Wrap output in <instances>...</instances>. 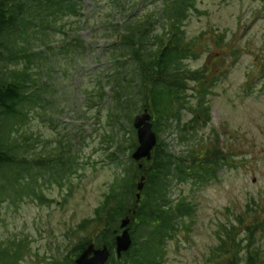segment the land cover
<instances>
[{
  "label": "trees",
  "instance_id": "trees-1",
  "mask_svg": "<svg viewBox=\"0 0 264 264\" xmlns=\"http://www.w3.org/2000/svg\"><path fill=\"white\" fill-rule=\"evenodd\" d=\"M82 1L0 0V214L4 204L54 203L43 194L46 184L67 187L65 203L77 187L72 179L80 172L78 148L70 140L68 146L61 143L52 154L43 155L47 152L38 151L39 137L27 128L33 115L43 118V87L48 85L34 69L50 65L48 61L58 54L85 49L80 36L71 35L79 27L69 22L82 15ZM101 1H108L98 25L105 31L110 70L105 84L99 82L87 92L86 105L93 119L110 100V129L103 139L114 175L94 216L75 230L77 243L52 264H76L92 243L108 246L112 253L108 264H163L168 242L190 231L185 219L197 214L195 194L218 180L224 168L236 167L232 154L222 147L220 133L214 131L209 142L198 135L212 121L208 96L217 82L209 66L193 71L187 62L210 48L203 36L187 39L186 24L192 13L200 11L198 0ZM55 33L64 35L59 46H52ZM53 72L46 74L52 78ZM146 109L158 143L152 159L141 161L140 168L132 157L139 146L133 125ZM171 126L177 141L189 146L187 153L169 152L161 134ZM143 176L145 187L138 203ZM185 185L190 186L188 192ZM246 208L218 226V244L206 264H264V207ZM127 217L133 243L118 258L116 236ZM29 244L24 236L0 240V264H23Z\"/></svg>",
  "mask_w": 264,
  "mask_h": 264
},
{
  "label": "rangeland",
  "instance_id": "rangeland-1",
  "mask_svg": "<svg viewBox=\"0 0 264 264\" xmlns=\"http://www.w3.org/2000/svg\"><path fill=\"white\" fill-rule=\"evenodd\" d=\"M107 2L83 0L82 15L69 19L79 27L71 35L80 36L85 49L58 54L48 61L50 65L34 69L48 85L43 87V118L33 115L27 129L39 137L38 151L47 152L43 155L61 143L68 146L71 140L78 148L80 172L72 179L77 187L67 203V187L46 184L43 194L54 203L40 205L26 200L17 207L3 205L0 240L29 238L30 251L23 264H52L61 254L65 256L77 243L75 230L94 216L113 179L114 169L107 162L103 139L110 129V100L93 119L86 105L87 92L99 82L105 84L110 70L105 31L98 25ZM198 7L200 11L192 13L186 24L187 39L203 36L210 51L188 61L187 68L196 71L209 66L217 82L208 96L212 121L198 135L207 140L214 131L220 133L222 147L232 154L236 167L224 168L218 180L195 194L197 214L185 219L190 231L168 242L163 264H206V257L218 244L220 224L234 220L247 205L264 207V3L198 0ZM63 38V34L55 33L52 46H59ZM48 70H54L52 78L46 74ZM189 119L187 115L185 120ZM177 135L171 126L161 137L171 154L187 153L189 146L180 144ZM184 190L188 192L190 186L185 185Z\"/></svg>",
  "mask_w": 264,
  "mask_h": 264
},
{
  "label": "water",
  "instance_id": "water-1",
  "mask_svg": "<svg viewBox=\"0 0 264 264\" xmlns=\"http://www.w3.org/2000/svg\"><path fill=\"white\" fill-rule=\"evenodd\" d=\"M134 127L137 131L139 146L133 154V159L139 163L144 159L150 161L153 150L158 143V138L153 130L152 115L147 109L135 118ZM142 167V164H140V168ZM145 179V176H143L138 186V203L141 200V192L145 187ZM130 223L131 219L129 217L124 219L121 224L122 233L116 237V254L118 258L132 246ZM110 257L111 252L107 245L96 248L94 244H91L76 259V264H107Z\"/></svg>",
  "mask_w": 264,
  "mask_h": 264
}]
</instances>
